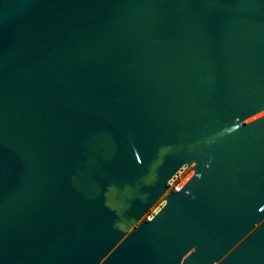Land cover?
Masks as SVG:
<instances>
[{"label":"water","instance_id":"water-1","mask_svg":"<svg viewBox=\"0 0 264 264\" xmlns=\"http://www.w3.org/2000/svg\"><path fill=\"white\" fill-rule=\"evenodd\" d=\"M0 264H264V0H0Z\"/></svg>","mask_w":264,"mask_h":264}]
</instances>
